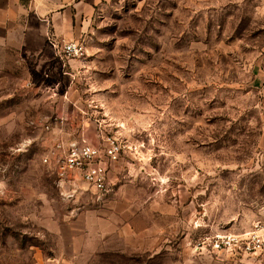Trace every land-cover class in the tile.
<instances>
[{
  "label": "rangeland",
  "instance_id": "374dc122",
  "mask_svg": "<svg viewBox=\"0 0 264 264\" xmlns=\"http://www.w3.org/2000/svg\"><path fill=\"white\" fill-rule=\"evenodd\" d=\"M75 40L55 91L0 51V264H264L212 248L264 228V0H103ZM100 124L113 190L64 196L53 146Z\"/></svg>",
  "mask_w": 264,
  "mask_h": 264
},
{
  "label": "crops",
  "instance_id": "0c3cea01",
  "mask_svg": "<svg viewBox=\"0 0 264 264\" xmlns=\"http://www.w3.org/2000/svg\"><path fill=\"white\" fill-rule=\"evenodd\" d=\"M103 0H0V51L22 70L25 84L55 91L75 59L61 60L48 34L74 40ZM49 85L45 86L46 80Z\"/></svg>",
  "mask_w": 264,
  "mask_h": 264
},
{
  "label": "built area",
  "instance_id": "2783aa9c",
  "mask_svg": "<svg viewBox=\"0 0 264 264\" xmlns=\"http://www.w3.org/2000/svg\"><path fill=\"white\" fill-rule=\"evenodd\" d=\"M48 41L56 48L61 60L75 59L85 54L84 46L75 39H57L54 34L49 33ZM98 130L96 141L82 132L53 146L51 155L56 161L58 186L64 196L71 198L82 189L91 191L97 200H103L111 194L112 174L116 164L126 153L127 146L119 136L104 132L102 124ZM44 160L48 162L49 156ZM262 230L259 229L248 237L235 234L217 236L212 248L218 253L227 250L231 254L241 250L249 257H261L264 261Z\"/></svg>",
  "mask_w": 264,
  "mask_h": 264
}]
</instances>
